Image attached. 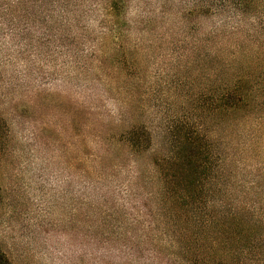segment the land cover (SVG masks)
<instances>
[{
	"label": "rangeland",
	"instance_id": "374dc122",
	"mask_svg": "<svg viewBox=\"0 0 264 264\" xmlns=\"http://www.w3.org/2000/svg\"><path fill=\"white\" fill-rule=\"evenodd\" d=\"M201 1L126 0L125 38L72 46L94 54L0 9L12 264H264V0ZM188 138L202 173L183 199Z\"/></svg>",
	"mask_w": 264,
	"mask_h": 264
},
{
	"label": "trees",
	"instance_id": "16d2710c",
	"mask_svg": "<svg viewBox=\"0 0 264 264\" xmlns=\"http://www.w3.org/2000/svg\"><path fill=\"white\" fill-rule=\"evenodd\" d=\"M220 1L243 8H249L252 3V0ZM193 2L196 9H204L203 1L193 0ZM214 6L208 3L206 8L214 9ZM0 9L6 13L25 12V15L33 22L38 42L48 43L50 40L59 39L69 46L71 53L94 54L95 52L73 49L74 44L125 38V34L120 31L122 30L120 26L125 24L126 0H0ZM239 100H241L240 97L231 88L226 95V105L232 108L238 104ZM138 136L146 137L145 130L141 128ZM176 148L175 159L182 164L184 178L189 182L188 185L179 186L183 192L181 198L184 199L192 196L196 187L200 186L191 185L190 182L200 180L201 153L189 138L178 144ZM192 188L193 191H191ZM0 264H12L1 250Z\"/></svg>",
	"mask_w": 264,
	"mask_h": 264
}]
</instances>
